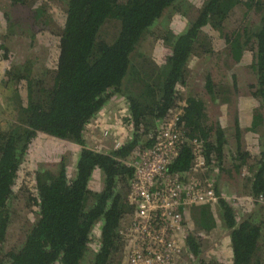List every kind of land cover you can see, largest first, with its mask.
Masks as SVG:
<instances>
[{
	"label": "trees",
	"instance_id": "trees-1",
	"mask_svg": "<svg viewBox=\"0 0 264 264\" xmlns=\"http://www.w3.org/2000/svg\"><path fill=\"white\" fill-rule=\"evenodd\" d=\"M8 1L24 3V0ZM183 1L66 0L62 25L56 33L45 32L49 52L41 77L32 78L31 70L26 67L7 70V88L15 106L12 110L6 105L8 116H12L0 124V264H80L88 251L93 253L91 264H128L130 247L120 232V222L133 210L127 199L133 169L124 160L154 143V135L151 138L147 135L156 126L155 121L176 117L178 128L187 137L200 135L204 139L207 158L210 154L216 159L222 157L225 141L220 129L215 145L207 141L212 129L205 126L204 102L191 94L183 97L177 90L186 83L188 59L200 46L208 51L212 41H217L227 45L239 60L245 44L250 39L255 42L252 46L255 49L246 61L255 74L256 82L250 87L260 105L258 109L242 106L237 114L241 118L235 126L237 132L257 134L251 140L245 133L251 145L256 144L259 136L264 139V3L261 0H194L195 10L184 33L176 35L165 29L155 37L153 52L163 48L166 55L162 53L166 58L163 67L160 69L150 62V74L148 70L138 73L132 67L137 77L133 85L124 86L134 51L149 28L169 8L178 4L175 7L178 12L185 7ZM238 6L255 8L261 13L259 22L254 31L245 26L244 34L237 30L224 34V21ZM40 11L41 8L34 16ZM105 25L113 29L102 38L100 32ZM0 53L7 58L3 39ZM205 89L210 94L222 91L209 78ZM110 92L124 95L134 129L121 147L96 152L86 146L83 130L102 109ZM5 125L8 127L4 128ZM39 132L80 146L75 174L69 178L63 164L55 170L35 173V196L28 201L37 206L36 219L17 245L4 252L10 217L8 204L14 194L19 166L29 143ZM236 153L241 159L249 156L243 150L237 149ZM262 156L250 180L251 196L264 195V152ZM190 162L191 149L182 146L167 164L166 172L186 170ZM93 178L100 181L95 187L91 185ZM217 195V205L191 206L184 213V222L192 228L211 230L222 226L228 230L231 264H264L258 254L264 238L261 222L253 220L254 215L247 213V209L237 219L233 205L219 192ZM214 207L219 210L218 217L213 213ZM99 221L98 247L90 250L92 230ZM187 244L197 256L198 241L190 236ZM199 264L223 263L213 259L200 260Z\"/></svg>",
	"mask_w": 264,
	"mask_h": 264
},
{
	"label": "rangeland",
	"instance_id": "rangeland-1",
	"mask_svg": "<svg viewBox=\"0 0 264 264\" xmlns=\"http://www.w3.org/2000/svg\"><path fill=\"white\" fill-rule=\"evenodd\" d=\"M261 1L264 3V0ZM194 2V0H184L185 7L178 12L175 8L178 4L169 8L149 28L146 36L134 51V56L129 65L131 70L129 69L125 77L124 86L133 85L132 83L137 77V73L132 71V67H135L138 73H144L148 70L149 74L152 69L150 62L156 63L160 69L163 67L166 55L163 48L159 49L157 53L153 52L155 37L163 34L161 32L165 29L176 35L184 33L195 10ZM40 8L39 15L35 17L34 15ZM65 9L66 0H24L23 4H10L8 0L0 1V42L3 39L8 50L7 58L1 57L0 53V124H5V120L12 116H8L6 105L12 110L15 106V99L7 88V70H19L26 67L31 70L32 78L41 77L44 73L42 69L48 61L49 52L48 45L44 41L46 40L45 32L51 30L53 31L51 33H56L58 31L65 17ZM260 16L261 13L255 8L246 9L238 6L224 21V34H233L235 30L244 34L245 32L242 30L245 26L254 31ZM112 29L110 25H105L100 36L103 38L110 35ZM255 45V42L250 39L245 44L246 47L244 46L239 60L234 58L227 45L219 44L217 41L215 43L212 41L208 51L206 50L207 47H198L188 59L187 66L189 69L186 83L179 85L177 90L182 92L183 97L191 94L204 102L207 115L205 126L212 129L207 137V141L211 145L218 142L219 129L223 133L225 142L221 147L223 148L222 157L218 160L214 154L208 156L213 167L218 170L214 178L215 188L222 198L233 205L237 219L241 217L244 209H247V213H252L254 215L253 220L261 222L264 237V195L263 197L251 196L250 189L252 173L263 157L264 139L259 136L256 144L251 145L245 133L251 140H255L257 134L251 131L244 133L242 130L237 132L235 126L236 120L241 118L237 114L242 106L258 109L260 105V100L253 96L250 87L256 82L255 74L246 61L247 58H250L252 49H255L252 46ZM47 77L49 78L48 75ZM207 78L211 80L212 85L222 90L221 93L210 94L206 91ZM41 82L43 83L42 79ZM110 93L112 94L109 95L102 109L85 126L84 140L89 148H98V145H102V149L105 151L113 145L110 138H101L100 129L104 126L112 127V130H118L120 134L132 133L133 131L130 128L123 129L120 126L126 124L129 119L127 115L128 104L124 95L118 92ZM155 124L156 126L148 131V138L160 125V120H156ZM239 126L242 128V125ZM6 127L8 126L5 125L4 128ZM182 134L185 135V133ZM187 138L193 140L195 137ZM185 146L191 148L188 143ZM79 148L80 146L73 142L40 132L29 143L19 166V175L13 187V197L8 204L10 217L3 244L4 252L17 245L36 219L37 206L28 201L35 196L33 185L35 173L45 169L55 170L60 164H63L67 176L73 177ZM237 149L247 151L249 156L243 159L236 157ZM203 155L207 158L205 147ZM96 179L93 178L91 181L93 187L100 183ZM212 203L217 205V200ZM213 213L218 217L219 210L217 207H214ZM100 226L101 221L92 230L90 250H97L99 242L96 235H98ZM189 228L193 230L199 243V252L195 258H190L187 261L189 264H199L200 260L213 259L223 264H231L232 251L228 230L222 226H216L211 230L194 228V226L193 228L189 226ZM122 236L124 237L123 234ZM125 241L127 242L126 238ZM258 254L260 259L264 261V238L260 242ZM92 257L93 253L88 251L80 264H91Z\"/></svg>",
	"mask_w": 264,
	"mask_h": 264
},
{
	"label": "built area",
	"instance_id": "built-area-1",
	"mask_svg": "<svg viewBox=\"0 0 264 264\" xmlns=\"http://www.w3.org/2000/svg\"><path fill=\"white\" fill-rule=\"evenodd\" d=\"M127 115L130 118L129 112ZM182 133L176 117L169 121L161 119L160 125L149 136L154 135V143L124 160L133 169L127 191L133 210L120 222V232L130 247L128 264H189L187 261L195 257L187 238L191 236L198 240L184 222V213L191 206L218 199L214 184L218 170L198 151L188 170L166 172L167 164L181 145L187 142L196 152L194 139L190 140ZM100 134L101 138H110L113 142L106 150L121 147L132 135L120 134L107 126L100 129ZM90 149L104 152L102 145Z\"/></svg>",
	"mask_w": 264,
	"mask_h": 264
},
{
	"label": "flooded vegetation",
	"instance_id": "flooded-vegetation-1",
	"mask_svg": "<svg viewBox=\"0 0 264 264\" xmlns=\"http://www.w3.org/2000/svg\"><path fill=\"white\" fill-rule=\"evenodd\" d=\"M120 126H122V128L123 129H126V128H133L134 129V125H133V121H132V116H130V118L128 119V121H127V123L126 124H124V125H120ZM125 127V128H124ZM185 137H187L186 135H184ZM194 142H196V152H193V150L191 149V162H190V166H191V163H192V158L195 156V154L196 153H198V151H199V153L202 155L203 154V149H204V147L206 146L205 145V141H204V139L200 136V135H197L195 138H194ZM187 143V142H186ZM186 143H184L183 145H181V147L182 146H185L186 145ZM180 147V148H181ZM179 148V149H180ZM219 160V159H218ZM208 162L210 163V164H212L211 163V161H210V159L208 158ZM189 166V167H190ZM186 170H188V169H186ZM186 170H183V171H186ZM218 173V172H217ZM195 258V257H194Z\"/></svg>",
	"mask_w": 264,
	"mask_h": 264
},
{
	"label": "clouds",
	"instance_id": "clouds-1",
	"mask_svg": "<svg viewBox=\"0 0 264 264\" xmlns=\"http://www.w3.org/2000/svg\"><path fill=\"white\" fill-rule=\"evenodd\" d=\"M130 212H131V211H130ZM128 213H129V212H128ZM128 213H126V214H128ZM126 214H125V215H126Z\"/></svg>",
	"mask_w": 264,
	"mask_h": 264
},
{
	"label": "crops",
	"instance_id": "crops-1",
	"mask_svg": "<svg viewBox=\"0 0 264 264\" xmlns=\"http://www.w3.org/2000/svg\"><path fill=\"white\" fill-rule=\"evenodd\" d=\"M80 149V148H79Z\"/></svg>",
	"mask_w": 264,
	"mask_h": 264
}]
</instances>
